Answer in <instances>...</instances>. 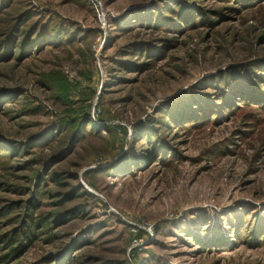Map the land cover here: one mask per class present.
<instances>
[{
	"label": "rangeland",
	"instance_id": "rangeland-1",
	"mask_svg": "<svg viewBox=\"0 0 264 264\" xmlns=\"http://www.w3.org/2000/svg\"><path fill=\"white\" fill-rule=\"evenodd\" d=\"M5 237L4 264H264V0H0Z\"/></svg>",
	"mask_w": 264,
	"mask_h": 264
},
{
	"label": "trees",
	"instance_id": "trees-1",
	"mask_svg": "<svg viewBox=\"0 0 264 264\" xmlns=\"http://www.w3.org/2000/svg\"><path fill=\"white\" fill-rule=\"evenodd\" d=\"M8 36H10V45H12V44H15V40L17 39V37H19L20 35H15V33H13V32H10V33H8ZM17 41V40H16ZM28 40H25L24 42H23V45H28ZM230 75H234V72H230ZM195 102H194V104H193V106L195 105V106H197L200 110H202V111H204L205 110V106H203L204 104H201L200 103V101H198V100H194ZM194 109V108H193ZM179 121H181V120H179ZM56 179V178H55ZM67 198V197H66ZM47 223V220H45V219H41V220H38V221H35V222H33V224H34V226L35 227H38V228H41V227H43V225H45ZM24 231V230H23ZM24 233V232H23ZM22 236H24V238L26 239V243H25V246L24 247H26L27 246V248L35 241V235L34 234H32V233H29V232H26V233H24ZM13 243H15V238H13V239H10V238H7V237H5L4 239H1V241H0V244H2V245H5V244H7L8 246H11V245H13ZM29 245V246H28ZM23 247V248H24ZM21 248H18L17 249V247L15 248V249H13L11 252H10V255H9V257L8 258H6V255L5 256H1L0 257V263H6L8 260H10V259H12V258H14L15 256H16V254H17V252L20 250Z\"/></svg>",
	"mask_w": 264,
	"mask_h": 264
}]
</instances>
